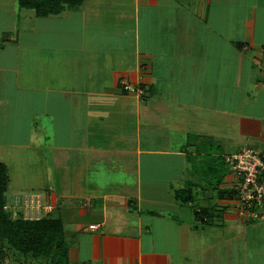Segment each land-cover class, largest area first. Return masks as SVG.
<instances>
[{"label": "crops", "instance_id": "0c3cea01", "mask_svg": "<svg viewBox=\"0 0 264 264\" xmlns=\"http://www.w3.org/2000/svg\"><path fill=\"white\" fill-rule=\"evenodd\" d=\"M193 1L84 0L37 17L0 0V163L9 196L53 208L69 264H264V221L242 214L215 160L246 138L264 148V0ZM173 14L192 42L170 60L155 38Z\"/></svg>", "mask_w": 264, "mask_h": 264}, {"label": "trees", "instance_id": "16d2710c", "mask_svg": "<svg viewBox=\"0 0 264 264\" xmlns=\"http://www.w3.org/2000/svg\"><path fill=\"white\" fill-rule=\"evenodd\" d=\"M22 9L32 10L37 17L56 16L66 9H77L84 0H16ZM236 46L243 48V43ZM205 144V145H204ZM207 153H216L220 145L209 141L204 143ZM239 151V150H238ZM219 154V153H216ZM230 155V154H229ZM226 155L216 157L215 160L225 162ZM211 159V158H210ZM227 164V163H226ZM228 165V164H227ZM229 172L231 171L228 165ZM217 187L224 176L217 177ZM11 178L7 166L0 163V264H8L10 253L19 254L22 257H33L36 259H49L55 264H69L68 245L64 236L63 223L43 213L39 219H27L24 217L23 208L14 203L16 196L40 197L35 193H23L9 196ZM192 184L178 192V197L185 203L192 200ZM238 195V192H237ZM41 198V197H40ZM44 205V201L41 198Z\"/></svg>", "mask_w": 264, "mask_h": 264}, {"label": "built area", "instance_id": "2783aa9c", "mask_svg": "<svg viewBox=\"0 0 264 264\" xmlns=\"http://www.w3.org/2000/svg\"><path fill=\"white\" fill-rule=\"evenodd\" d=\"M121 84L123 90L129 94L142 97L145 93L140 86L127 80H122ZM225 161L238 182L237 204L242 214L252 221H264V149L254 151L244 147L226 156ZM14 203L23 208L24 217L27 219H39L43 213L52 210L51 206L44 205L41 198L35 196H16Z\"/></svg>", "mask_w": 264, "mask_h": 264}, {"label": "rangeland", "instance_id": "374dc122", "mask_svg": "<svg viewBox=\"0 0 264 264\" xmlns=\"http://www.w3.org/2000/svg\"><path fill=\"white\" fill-rule=\"evenodd\" d=\"M215 3L216 2L214 0L213 1V6H214ZM171 5H173V4L171 3ZM15 6L17 7V4ZM191 7H192L191 10H194V11L196 10V8L198 7L196 0L193 1ZM66 10H68V9H66ZM214 12H215V8H214ZM218 12H219V10H218ZM184 15H186V14H184ZM184 15L182 14L181 17H180V15L178 17H176V14H173V15L168 16L169 19H166L167 23L164 25L163 32L160 33L159 36H157V38H159L158 41H157V38H155L156 39L155 46H157V44L161 45V46H159V47H161L160 48V52H159V56L160 55L165 56V55H169L171 53V57L169 58L170 60H173L175 58H181L182 56L179 57V54L181 53L183 55L184 54L183 49L185 48V46H182V45L192 42V41L187 40V39L180 41V39H181L180 30L182 29V26L185 24L183 22L185 18H182V16H184ZM20 17H21L20 19L22 20L23 19L22 18L23 15L20 14ZM178 28H179V30H178ZM174 36H175V38H174ZM204 38H205V34H204ZM141 39H143V38H141ZM178 43L181 44V48L180 49H178V46H179ZM142 46H143V44H142ZM163 47H165L164 51H163ZM216 49H217V46L214 47V49H211L210 52L211 53H213V52L215 53ZM177 52H178V54H177ZM168 76L170 77L171 75H168ZM168 76L165 75L163 77V79L165 81H161L160 84H166L167 82L171 83V81L169 82V77ZM170 79H171V77H170ZM213 89H214V87H213ZM215 92H218V91H215ZM216 99L218 100L219 98H216ZM211 113L212 112H211L210 109L202 110L201 116L202 115L205 116V115H208V114L210 115ZM214 116H215V114H214ZM191 117L194 118V116H191ZM198 117H199V115H198ZM206 124H208V123H206ZM245 141H246V145H247L246 148L247 149H251V150H254V151H259L260 147H259L258 144H255V143H252V142H247V138H246ZM216 151H217L216 153H221L222 151H224V148L222 150H216ZM223 167H224V170L226 169L227 171H229L227 165L223 164ZM207 174H209V173H207ZM212 178H213L212 176H209V177L207 176L205 178H202L204 180V182L206 183V185L204 187L209 186V183L213 181ZM197 179H199V178L196 177V180ZM13 183H15V179H12V184L10 185V188H13L12 187ZM205 183H203V184H205ZM236 183H238V182L236 181ZM189 209L192 211V209L190 207H189ZM10 255L11 256H10V259L8 260V264H55L54 262H52L49 259H44V258L36 259V258L30 257V256L29 257H22L19 254H15V253H12V252L10 253Z\"/></svg>", "mask_w": 264, "mask_h": 264}]
</instances>
